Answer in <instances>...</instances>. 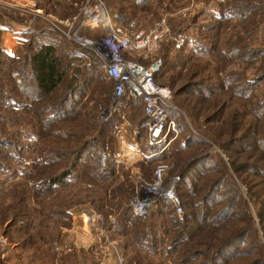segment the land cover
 <instances>
[{
	"label": "rangeland",
	"instance_id": "rangeland-1",
	"mask_svg": "<svg viewBox=\"0 0 264 264\" xmlns=\"http://www.w3.org/2000/svg\"><path fill=\"white\" fill-rule=\"evenodd\" d=\"M100 3L124 25L170 19L158 81L174 92L178 132L161 143L148 141L142 104L113 100L97 59L63 32L103 35L81 28ZM206 41L216 45L198 52ZM45 42L67 70L46 96L29 59ZM230 75L229 88L199 94ZM0 99V264H108L95 238L112 231L122 264H264V0H0ZM161 165L182 215L167 197L149 214L134 209ZM65 171L50 186L32 178ZM146 227L165 232L151 251L133 238Z\"/></svg>",
	"mask_w": 264,
	"mask_h": 264
},
{
	"label": "built area",
	"instance_id": "built-area-1",
	"mask_svg": "<svg viewBox=\"0 0 264 264\" xmlns=\"http://www.w3.org/2000/svg\"><path fill=\"white\" fill-rule=\"evenodd\" d=\"M94 8H97L96 11ZM190 12L191 9L187 7L173 15L187 17ZM67 25L69 27L63 32L81 48L92 53L100 65L102 77L107 83H112L113 100L126 99L142 104L146 117L142 126L150 143H161L178 132L177 121L168 113V109L175 108L174 92L171 87L158 81L163 68L161 47L172 33L167 15L149 27H138L133 22L124 25L113 20L100 3L86 7L81 28L91 32L106 28L103 35L96 38L83 34L80 28L73 29L72 24ZM182 44V38H177L175 47L179 49ZM167 168V165H161L155 172L156 179L148 187L151 195L144 199L135 197L133 204L136 213L149 214L159 197H167L175 204L178 214L182 215L176 181L169 188L163 189L161 186Z\"/></svg>",
	"mask_w": 264,
	"mask_h": 264
},
{
	"label": "trees",
	"instance_id": "trees-1",
	"mask_svg": "<svg viewBox=\"0 0 264 264\" xmlns=\"http://www.w3.org/2000/svg\"><path fill=\"white\" fill-rule=\"evenodd\" d=\"M136 2H143V0H136ZM245 3L249 4V2H245ZM229 8H230V10H233L234 8L237 9V6L232 4V5H230ZM126 24H128V22H126ZM215 45L216 44H213V42L209 43L206 41V43L200 44V47L197 51L198 52H208L210 50L209 48H212ZM55 46L56 45L54 43H49V42L42 43L38 47V50L34 54L29 55L30 65H31V75L33 76V78L36 82V85L38 86L39 90L41 91V93L44 96L52 94L61 85V83L65 79L66 72H67L66 68L63 65L62 58L57 53V49ZM217 51L219 52V47L217 48ZM255 51L250 52V53H255ZM224 53L225 52L221 51L219 55H226ZM228 54H231L232 56H237L238 54H240V50L236 47H229ZM233 76L234 75H230L228 77V80L220 79L218 82H216V81L213 82L211 91H206V92L205 91H199V94L211 95L217 91L222 92L225 88H229L228 85L230 86L231 83L233 82V80H235ZM238 76H240V75H238ZM242 77L241 76L239 77V88L241 90L244 87H247L246 86L247 80H245V78H242ZM206 86H207V83H204V82L201 83L200 85H198V87H200V88H205ZM58 108H55V109H58ZM170 110L171 109H168L169 116H170ZM145 119H146V117H145ZM66 172L67 171L62 172L63 174H46L45 176H42V174H40V175L37 174L35 177L32 176V178L34 179V181L36 180L35 185L37 187H38V183L41 184L40 186H42L43 184H47V186H50L51 183H57L58 181H60V179L62 180L64 178V176H67L69 173H66ZM36 177L38 179H36ZM41 177H43V178H41ZM47 177H48V179L44 180V178H47ZM36 186H35V188H31V189L35 190V192L37 193L38 190H37ZM33 187H34V183H33ZM25 188H26V191L28 193H30V191H29L30 187H27L25 184ZM27 195H29V194H27ZM124 228H126V227H124ZM117 230L121 231L120 228H117ZM141 230H142V228H141ZM160 230H161V228L151 229L150 227H148V228L146 227L141 232H136L135 233L136 235L135 236L133 235V238H134V240H138L141 242H143V240H144V244L147 246V243H148V247H149L148 249L151 251V249L152 250L155 249L157 242L160 241V243H161V240L163 238H165V237L161 236V234H163V236H165V234H164L165 232L162 233ZM184 234L185 233L182 232L183 236H184ZM181 238H182V236L175 239V242L180 243V241L182 240ZM145 241L147 243H145ZM173 243H174V241H173ZM149 250H148V252H150Z\"/></svg>",
	"mask_w": 264,
	"mask_h": 264
},
{
	"label": "crops",
	"instance_id": "crops-1",
	"mask_svg": "<svg viewBox=\"0 0 264 264\" xmlns=\"http://www.w3.org/2000/svg\"><path fill=\"white\" fill-rule=\"evenodd\" d=\"M106 233L103 232L102 234H105V236H102L100 232V234L95 238V242L99 244V247H101L100 253H102V258L100 259V261H107L108 264H122L126 255L124 245H122L123 239H120L115 231L111 232V235L113 233L115 237H109L108 233Z\"/></svg>",
	"mask_w": 264,
	"mask_h": 264
}]
</instances>
